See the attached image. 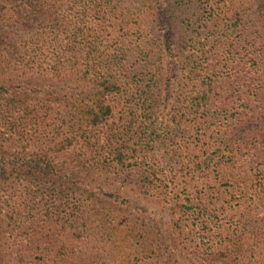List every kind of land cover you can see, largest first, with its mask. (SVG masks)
Returning a JSON list of instances; mask_svg holds the SVG:
<instances>
[{
    "label": "rangeland",
    "instance_id": "1",
    "mask_svg": "<svg viewBox=\"0 0 264 264\" xmlns=\"http://www.w3.org/2000/svg\"><path fill=\"white\" fill-rule=\"evenodd\" d=\"M132 1L0 0V260L3 264H51L59 255L65 257L67 248L80 244L64 231L77 227L87 237L80 239L85 242V248L74 254L90 248L87 256L98 264H207L206 258L223 259L214 249L227 239L242 245L239 252L243 254L235 263L264 264V52L253 59L256 65H251L247 58L257 54L243 42L244 38L228 54L218 55L219 63L213 70L226 75L210 93L219 107L229 113L245 114L233 133L227 134L232 139L247 136L242 146L245 155L233 169L204 177L182 178L177 172L178 177L174 178L170 174L162 183L156 182L145 196L135 185L125 188L117 184L111 188L89 179L81 182L84 186L89 183V193L83 196L75 192L72 181L59 187V168L69 163L63 162L57 153L60 146L55 130L59 126L60 105L67 101L89 106L99 103L97 95L72 83L69 76L60 80V71L69 72L59 61L63 42L68 38L79 41V38L100 36L111 41L114 48V44L124 41L129 34L142 30L143 23L151 25L157 36L171 33L173 40L183 39L184 33L173 29L169 14L156 9V1L135 0L136 4H131ZM236 3L228 8L220 0H210L208 8L197 4L176 12L177 18L201 17L203 36L199 41L207 52L206 57L209 50L218 54L217 49L222 48L223 44L217 47L214 42H226L223 28L216 36H208L214 31L213 22L206 18L208 9H215L222 19L240 11L248 27L250 20L264 11L260 0L243 8H237ZM231 70H235L232 78ZM244 70L251 71V77L245 76ZM179 87L173 86L167 95L168 103L162 102L160 110L165 117L161 119H166L171 108L174 109ZM250 110L257 114H251ZM190 132L195 143L196 138L199 145L205 140L196 135L195 128ZM163 133L167 134L168 130ZM132 136L134 141L128 142L130 146L126 150H135L137 157L139 151L147 149L139 145L134 131ZM182 138L169 147L181 145L186 141H181ZM209 144L205 149L210 148ZM193 148L190 145L191 152H183V146L176 158L178 164L202 155V150L195 152ZM73 150L66 146L67 155ZM149 156V166L155 169L165 166L161 155ZM181 166L177 165L176 169L186 170ZM69 173L63 169L64 180L69 179ZM155 192L162 193V200L153 195ZM93 201L97 204L90 205ZM78 204L86 207L76 226L72 222V209ZM183 204L197 205L206 211L197 218ZM122 215L131 217L135 232L155 234L154 245L165 250L163 258H147L150 246L136 247L131 235L125 236L120 229L104 230L96 224L98 219L104 221ZM208 215L216 217L209 221ZM125 228L128 230V226ZM108 233L112 236L110 240Z\"/></svg>",
    "mask_w": 264,
    "mask_h": 264
},
{
    "label": "trees",
    "instance_id": "2",
    "mask_svg": "<svg viewBox=\"0 0 264 264\" xmlns=\"http://www.w3.org/2000/svg\"><path fill=\"white\" fill-rule=\"evenodd\" d=\"M154 1L158 4L156 9L160 13L169 14L168 18L173 19V29L177 28L184 33L182 40H173L174 35L171 33L157 36L151 31V25L139 23L143 31L129 34L124 41L114 44V48H111V41L101 39L100 36L79 38V41L68 38L63 42V53L59 61L69 72L60 71V80H66L69 76L72 83L90 89L91 93L97 95V101L100 103L89 106L67 101L61 103V111L57 113L59 126L55 130V136L57 140L59 139L60 146L57 153L62 161H69L67 166L59 168L57 182L59 187H62L72 181V186L79 196L89 193V183L85 186L81 183L85 179L111 188L116 187L117 184L125 188L135 185L141 190L140 194L145 196L156 182L162 183L170 174L174 178L178 177L177 172L182 178L197 175L204 177L208 173L233 169L245 155L242 146L247 142V136L241 135L237 139H232L231 136L227 138V134L233 133L236 125L245 118V114L229 113L218 106L217 100H212L213 96H210L212 89L218 80L226 75V72H216L213 67L219 63L218 55L222 57L225 53L228 54L230 48L242 38H244L243 42L245 41L257 54L248 57L247 61L251 65H256L254 60L264 52V11L250 20L248 27L246 21L241 18L240 11L231 18L222 19L220 14L215 13V9L214 11L208 9L206 18L210 20L209 22H213L214 29L208 36H216L223 28L226 42H214L217 43V47L218 44H223L222 48L217 49L218 54H212L209 50L206 57L207 52H204L205 48L199 41L203 36L201 17L195 20L187 17L177 18L176 12L181 8L186 10L197 4L207 7V1L210 0ZM255 1L220 0L228 8L236 2L237 8L250 7ZM260 2L263 7L264 0ZM131 4H136V1H132ZM140 15L144 17L143 12H140ZM180 19L182 20L178 21ZM196 39L198 40L195 41ZM251 71L243 72L245 76L251 77ZM231 72L230 78L235 70ZM128 84H132V89ZM175 85L181 87H179L180 94L173 101L174 109L171 108L168 118L161 119L165 117L160 110L163 106L162 102L168 103V92ZM96 86L103 88L100 90ZM250 112L257 114L253 110ZM194 128L196 135L205 139L200 145L197 143L198 138L196 143L194 142L190 132ZM167 130V134L163 133ZM133 131L139 145H144L147 149H143L145 152L139 151L137 157L134 156L135 150H126L128 142L134 141ZM65 132L68 135H65ZM179 137H183L181 141L184 139L186 141L181 145L177 143L171 149L169 146L174 145ZM208 143L210 148L205 149ZM182 144L183 152H191V145L194 146L193 151L202 150L203 153L201 156H193L187 163L178 164L176 158L182 152ZM67 145L74 149L69 155L66 151ZM149 154L161 155L165 160V168L155 169L149 166ZM177 165H182L181 167H185L186 170L176 169ZM63 169L70 172L69 179H63ZM153 195L162 200V193L155 192ZM185 197L183 200L188 203L189 200ZM85 207L78 204L72 209V222L76 226L80 223L77 220L82 218ZM183 207L197 218H201L206 211L193 204L188 206L183 204ZM92 209L98 212L96 206H92ZM208 217L209 221H212L216 216L208 215ZM117 219L121 221L118 222ZM96 224L98 227L102 226L104 230L120 229L125 236L131 235L130 240L136 247L150 246L148 248L151 252L147 257L149 259L164 257L165 250H162V246L154 245L155 234L151 231L144 234L135 232L131 217L128 215H122L120 218L112 216L104 221L98 219ZM127 226L128 230L125 228ZM64 231L70 238H76V244H80L67 248L66 256L59 255L60 258L51 264H71L74 259L77 260L75 264H98L97 261L88 258L87 253L90 248L85 252L74 254L85 248V242H80V239L83 240L87 236H82L77 227L71 228L70 232ZM107 237L110 240L112 236L108 233ZM158 243H161L160 238ZM241 248L240 242L227 239L222 246L214 249L223 255L222 260L218 261L213 256L204 261L207 264H237L235 262L243 254V251L239 252ZM23 250L19 249V251ZM0 264H3V261L0 260Z\"/></svg>",
    "mask_w": 264,
    "mask_h": 264
}]
</instances>
